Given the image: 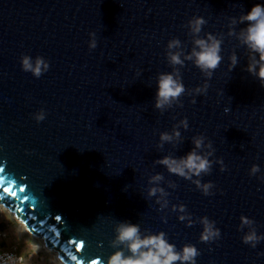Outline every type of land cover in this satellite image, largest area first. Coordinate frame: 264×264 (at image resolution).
Returning a JSON list of instances; mask_svg holds the SVG:
<instances>
[{
	"label": "water",
	"instance_id": "1",
	"mask_svg": "<svg viewBox=\"0 0 264 264\" xmlns=\"http://www.w3.org/2000/svg\"><path fill=\"white\" fill-rule=\"evenodd\" d=\"M257 3L264 0H0V204L64 264H102L124 220L164 231L178 249L195 245L197 264H264V241L253 249L241 241L247 229L237 230L245 216L264 234V87L244 71L246 49L228 35L230 18ZM193 16L207 21L201 37L223 35V60L206 95L186 91L183 107L161 115L153 104L157 75L172 70L166 44L179 38L190 50L184 26ZM233 52L238 64L229 72ZM22 55L44 57L49 71L39 79L23 72ZM180 71L186 90L205 82L190 62ZM41 108L46 118L37 123ZM183 118L184 143L158 149L159 134ZM201 134L215 149L210 159L226 169L214 163L201 177L215 185L211 196L153 163L183 156ZM253 164L260 172L250 176ZM156 173L177 184L174 191L161 184L170 192L164 211L146 197ZM173 204L196 222H180ZM203 216L216 222L218 241L200 242Z\"/></svg>",
	"mask_w": 264,
	"mask_h": 264
},
{
	"label": "clouds",
	"instance_id": "2",
	"mask_svg": "<svg viewBox=\"0 0 264 264\" xmlns=\"http://www.w3.org/2000/svg\"><path fill=\"white\" fill-rule=\"evenodd\" d=\"M206 23L207 21L203 17L193 16L184 26L187 29V35L191 37L190 50H185V45L179 38H172L166 44L165 59L172 70L157 75L153 104L154 109L161 115L172 109L173 106L183 107L180 97L186 91L192 97L207 94L209 88L207 81L212 78L214 71L223 60L221 52L224 37L213 33H205L201 37L202 28ZM238 24H244L245 27L237 32ZM228 29V35L234 36L239 46L246 49L247 66L244 71L254 77L261 87H264V3L254 4L238 18L231 17ZM96 47V33L90 32L88 48L91 51ZM229 60L228 71L231 72L238 64L237 54L233 52ZM186 62H190L205 77V82L201 86L186 90L180 71ZM19 63L23 72L30 73L36 79L47 73L50 68L49 62L42 56L33 58L30 55H22ZM191 103L195 104L196 100L193 98ZM227 111L228 109L225 108V112ZM45 118L46 112L43 108L33 114V119L37 123L44 121ZM188 128L187 118L180 119L172 126L170 132L164 131L159 134V142L156 147L163 149L168 144L177 150L184 143L180 129L187 131ZM190 142L192 147L183 156L177 157L175 154L169 153L154 160L153 163L163 167L169 175L191 182L204 196H211L214 194L212 189L215 185L210 181L202 183L201 177L211 173L214 163L220 166L221 172L225 171L223 160L213 161L210 159L214 156L215 149L212 142L208 141L204 135H194ZM259 172L260 167L253 164L249 175L255 176ZM162 183H166L167 189L174 191L177 188L175 182H165L164 175L161 173L150 175L146 188V197L148 199L155 198V204L159 206L160 211L169 209L170 204L168 199L170 192L161 186ZM171 211L178 213L177 219L180 222L186 221L189 227L196 222L183 204L171 205ZM161 221L166 223V217L162 216ZM198 223L202 228L201 243L211 244L221 238V231L216 227L214 220L203 216L199 218ZM255 224L253 219L241 216L237 229L238 231L247 229L244 231L241 241L253 249L261 241H264V234H258ZM113 232L114 238L109 243L113 252L102 264H197V257L201 255L193 244H184L178 249L174 243L169 241L164 231L153 233L147 229L141 230L138 223L127 220L116 223ZM35 247L39 248V245H35ZM20 259L22 258L8 256L6 261L0 259V264H20Z\"/></svg>",
	"mask_w": 264,
	"mask_h": 264
},
{
	"label": "rangeland",
	"instance_id": "3",
	"mask_svg": "<svg viewBox=\"0 0 264 264\" xmlns=\"http://www.w3.org/2000/svg\"><path fill=\"white\" fill-rule=\"evenodd\" d=\"M0 229L7 236L8 247L25 258L23 264H62L54 252L49 251L41 239L29 234L12 213L0 205ZM35 245H39L36 248Z\"/></svg>",
	"mask_w": 264,
	"mask_h": 264
},
{
	"label": "built area",
	"instance_id": "4",
	"mask_svg": "<svg viewBox=\"0 0 264 264\" xmlns=\"http://www.w3.org/2000/svg\"><path fill=\"white\" fill-rule=\"evenodd\" d=\"M7 236L3 231H0V259L7 260L8 256H12L15 258H22L20 259V264L25 262V258L19 254L15 249L8 247L6 243Z\"/></svg>",
	"mask_w": 264,
	"mask_h": 264
},
{
	"label": "snow or ice",
	"instance_id": "5",
	"mask_svg": "<svg viewBox=\"0 0 264 264\" xmlns=\"http://www.w3.org/2000/svg\"><path fill=\"white\" fill-rule=\"evenodd\" d=\"M0 171H4L3 169H0ZM5 192H11V189L9 188H4ZM20 191H25V189H20ZM14 195V194H13ZM81 247H83V245H81ZM73 259H75V257H73ZM92 264H98L97 261L93 260Z\"/></svg>",
	"mask_w": 264,
	"mask_h": 264
},
{
	"label": "bare ground",
	"instance_id": "6",
	"mask_svg": "<svg viewBox=\"0 0 264 264\" xmlns=\"http://www.w3.org/2000/svg\"><path fill=\"white\" fill-rule=\"evenodd\" d=\"M1 205V204H0ZM3 206V205H2ZM8 210V209H7ZM9 211V210H8ZM10 212V211H9ZM11 213V212H10ZM15 217V216H14ZM20 222V221H19ZM28 232V231H27ZM30 234V233H29ZM32 235V234H31ZM35 237V236H34ZM36 239H40V238H38V237H35ZM50 251V250H49ZM52 252V251H51ZM61 262V261H60ZM62 263V262H61ZM62 264H64V263H62Z\"/></svg>",
	"mask_w": 264,
	"mask_h": 264
},
{
	"label": "trees",
	"instance_id": "7",
	"mask_svg": "<svg viewBox=\"0 0 264 264\" xmlns=\"http://www.w3.org/2000/svg\"><path fill=\"white\" fill-rule=\"evenodd\" d=\"M0 231H2V229H0Z\"/></svg>",
	"mask_w": 264,
	"mask_h": 264
}]
</instances>
